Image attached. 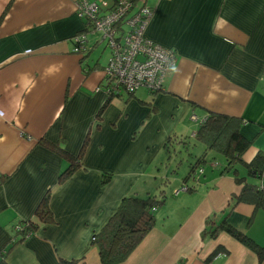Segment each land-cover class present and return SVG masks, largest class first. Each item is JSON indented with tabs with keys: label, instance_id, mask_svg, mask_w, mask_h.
Instances as JSON below:
<instances>
[{
	"label": "crops",
	"instance_id": "crops-1",
	"mask_svg": "<svg viewBox=\"0 0 264 264\" xmlns=\"http://www.w3.org/2000/svg\"><path fill=\"white\" fill-rule=\"evenodd\" d=\"M78 1L0 0V264H101L93 236L125 196L158 195L159 188L175 190L172 208H157L155 226L122 264H264L225 231L201 236L207 217L227 216L264 246V209L235 204L242 185L213 151L211 170L176 194L205 151L195 134L210 111L242 118L252 140L245 160L264 151V0H146L155 9L147 36L174 49L177 62L160 91L114 95L101 119L108 61L94 54L97 34H89L86 51L74 52L73 38L85 30ZM87 136L82 168L58 184L67 161L39 141L64 138L78 154ZM182 153L189 166L181 179L174 163ZM106 172L112 178L102 185ZM48 190L56 221L9 244L13 225L34 218Z\"/></svg>",
	"mask_w": 264,
	"mask_h": 264
},
{
	"label": "trees",
	"instance_id": "trees-1",
	"mask_svg": "<svg viewBox=\"0 0 264 264\" xmlns=\"http://www.w3.org/2000/svg\"><path fill=\"white\" fill-rule=\"evenodd\" d=\"M133 1L137 2L138 0ZM130 94H134V92ZM109 96V99L101 107L97 119L102 118L114 95L109 93ZM145 103L151 104L150 102ZM155 110L156 108H152V111ZM242 123V118L238 116L210 111L209 115L200 123L195 136L197 141L206 146L205 151L195 161L191 162L190 170L183 181L187 184L188 190L194 189L195 185L189 184L188 181L191 178L193 179V174L198 168H202L207 163L206 157L210 151H213L225 157L226 162L223 171L232 172L235 181L242 185L240 192L233 197L235 204L245 202L253 204L257 209H264V184L260 185L259 183L264 173V151L256 152L250 161L244 159L252 140L243 135L241 131ZM39 143L61 155L67 161V166L61 171L58 178V184H61L82 168L89 136L85 139L78 154H72L65 149L64 138H60L56 143L41 139ZM168 143L170 144L171 140ZM240 164L246 169L244 175L239 172L238 165ZM111 178V173H104L102 185L109 183ZM50 201L51 191L48 190L36 209L35 217L29 220L21 219L13 225L14 234L9 244L15 246L23 243L34 235L43 224L56 221ZM164 202V189L158 195L140 196L131 194L125 196L108 222L94 235L93 242L98 247L101 264H122L148 232L153 229L156 223V210ZM16 226H21L22 229L16 231ZM223 231L254 251L259 258V263L264 261V246L258 244L247 233L229 223L227 216L220 219L207 217L201 236L203 240L216 238ZM221 249V247H217L208 259L215 257ZM5 252L6 250L3 252V256L0 255V263H4ZM63 263L74 264L75 260Z\"/></svg>",
	"mask_w": 264,
	"mask_h": 264
},
{
	"label": "built area",
	"instance_id": "built-area-1",
	"mask_svg": "<svg viewBox=\"0 0 264 264\" xmlns=\"http://www.w3.org/2000/svg\"><path fill=\"white\" fill-rule=\"evenodd\" d=\"M76 12L83 19L85 30L74 36V52L88 49L89 34L99 35L110 49L105 66L108 94L131 93L140 88L153 93L164 87L167 72L177 62V53L147 36L155 9L146 0H113L111 5L107 0H79ZM203 172V167L198 168L193 180L197 181ZM187 190L183 184L176 194ZM21 229L15 227L16 231Z\"/></svg>",
	"mask_w": 264,
	"mask_h": 264
},
{
	"label": "rangeland",
	"instance_id": "rangeland-1",
	"mask_svg": "<svg viewBox=\"0 0 264 264\" xmlns=\"http://www.w3.org/2000/svg\"><path fill=\"white\" fill-rule=\"evenodd\" d=\"M108 1V4L109 5H111L112 4V2H113V0H107ZM105 43H101L100 45H98L97 47H95L94 48V54L96 55V56H100L101 55V58H100V60L102 61V62H107L108 61V55H109V49H107L106 47H105ZM105 48V49H104ZM190 147H193V145H191ZM188 155V153H182L181 154V157H183V158H185V159H182V162H181V158H178L177 160H176V164L174 163V169H175V171H174V175H176L175 177H179V178H183L184 176H185V174H183V173H185L186 172V169L188 170V166H189V161H188V159H186V156ZM212 156L213 155H210L209 157H208V161H211V159H212ZM214 156L216 157V160H214L215 162L217 161V160H222L223 161V163H225L226 162V160H225V158L222 156V155H219V154H217V153H215L214 152ZM213 164V162L212 163H209V162H207L206 164H204V169L206 168L207 169V172H209L210 170H211V165ZM214 165V164H213ZM238 168H239V170H240V174H242L243 172L245 173L246 172V169H245V167L242 165V164H240V165H238ZM227 173H231V175H232V172H229V171H227ZM243 173V174H244ZM160 175H161V173H160ZM165 181H166V183H165ZM161 182H163L162 184V187H166V185L169 183V179L168 180H166V179H161ZM169 185V184H168ZM165 189V188H164ZM167 189V188H166ZM165 189V190H166ZM160 190H161V188H159V192L158 193H160ZM167 191V193H168V198H169V201L164 205H161L159 208H160V211L158 212V214L160 213V212H163L164 210H165V208H172V199L171 198H174V195H175V190H166ZM176 196V195H175Z\"/></svg>",
	"mask_w": 264,
	"mask_h": 264
}]
</instances>
